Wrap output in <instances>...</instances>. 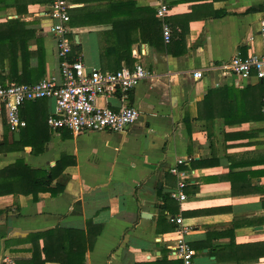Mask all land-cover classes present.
Here are the masks:
<instances>
[{
    "label": "crops",
    "instance_id": "crops-1",
    "mask_svg": "<svg viewBox=\"0 0 264 264\" xmlns=\"http://www.w3.org/2000/svg\"><path fill=\"white\" fill-rule=\"evenodd\" d=\"M168 3L170 42L162 34L153 46L142 31L153 17L148 10L157 19L158 0H71L70 38L87 68L114 71L115 57L103 50L128 31L136 39L135 63L151 74L129 99L140 119L124 133L54 130L48 119L55 101L44 99L21 107L27 126L17 140L1 109L0 171L22 161L57 178L37 200L25 194L29 185L0 187L11 190L0 195V264H31L34 255L33 264L47 257L45 264H60L54 245L48 255L44 238L26 239L60 227L93 240L89 224L102 231L85 264H175L171 251L183 241L194 251L193 264H264V81L226 68L236 54H263L264 0ZM48 5L0 0V85L12 83V69L41 80L59 75ZM100 103L120 106L117 99ZM180 160L187 172L182 202L170 197L178 188L170 171ZM176 217L185 233L171 222Z\"/></svg>",
    "mask_w": 264,
    "mask_h": 264
},
{
    "label": "built area",
    "instance_id": "built-area-1",
    "mask_svg": "<svg viewBox=\"0 0 264 264\" xmlns=\"http://www.w3.org/2000/svg\"><path fill=\"white\" fill-rule=\"evenodd\" d=\"M168 2L158 0L156 7V17L162 25L166 43L171 39L167 21L170 12ZM48 10L52 21L50 33L56 39L60 60L59 75L35 84L0 85V111L3 107L6 109L10 130L16 133L26 126L20 118V109L25 103L52 99L56 109L49 117L48 125L54 130L68 129L74 134L88 131L127 132L140 119L139 110L130 104L129 99L134 89L151 76L145 64L137 62L133 68L125 67L118 71L87 68L81 57L71 59L74 53V42L70 38L71 0H50ZM260 26L264 42V15ZM133 52V57L138 58V52ZM226 68L243 80L264 81V52L246 59L236 54ZM193 75L197 79L203 77L202 71H196ZM100 99H117L120 106L114 109L107 103L101 104ZM183 162L178 161L170 171L178 178V188L170 197L180 202L187 199L184 192L187 172L180 169ZM171 222L177 225V230L183 233L187 231L182 217L171 218ZM171 252L183 264H193L194 251L184 241L174 246Z\"/></svg>",
    "mask_w": 264,
    "mask_h": 264
},
{
    "label": "trees",
    "instance_id": "trees-1",
    "mask_svg": "<svg viewBox=\"0 0 264 264\" xmlns=\"http://www.w3.org/2000/svg\"><path fill=\"white\" fill-rule=\"evenodd\" d=\"M46 3L49 4L50 0H46ZM131 3V2H130ZM129 4H126L125 8H130ZM148 13L152 15V20L147 23V27L143 29V34H146L148 37H152L151 39H145V41H148L153 46H156L155 40H159L160 36H162V25L160 21H158L155 18V12L152 10H148ZM151 17V16H150ZM169 24V23H168ZM125 28L129 30L131 28L130 25H132V21L130 18H128L125 23ZM122 26V24H121ZM117 27V24H115V28ZM124 37H126V42H123ZM136 39L132 38V34H130V31L127 32V34L122 35L121 39L118 42H115L113 48L108 49L105 48L103 50L104 55L113 56L116 60L117 69L114 71H118L122 68L129 67L133 68L135 63V58L133 57V45L135 43ZM79 46H75V50L78 51ZM71 57V59L75 58V51ZM40 51H43V47L40 46ZM26 49L23 50V55L25 57ZM17 55V54H16ZM16 55H15V63H16ZM13 67V66H12ZM42 74L38 77H34L33 73H23L16 75L15 70L12 69L10 80L12 83L17 84H35L41 81ZM5 83L1 84L4 85ZM214 96L213 92H209L208 95L205 97L204 101L200 104L199 110H200V118L203 117V109H205V106L208 101L211 100V97ZM9 125V124H8ZM27 126V125H26ZM25 130H27L25 128ZM10 131V127H9ZM6 142L4 143V146H6ZM24 143H21V145ZM26 146V143L24 144ZM52 174L48 175L47 172L39 171V170H33L25 166V164L22 161L16 162L14 165H11L2 171H0V187L7 188L10 184L12 186H31V189L25 194L27 195H33L34 200L38 199V195L40 193L48 192L51 190V186L54 183V181L57 178V172L53 171ZM4 181V182H3ZM8 192H11V190H7L5 192L0 191L1 194H7ZM165 200H167L169 197H164ZM88 227L95 228L96 231L94 232V238L93 240L85 236V233L83 231H78L74 229H62L60 227H57L51 231L31 235L26 239L28 242L29 240L38 243L41 238L45 239V246L44 251L46 254L49 255V246L54 245L56 249L61 251V258L58 259V262L60 264H85L86 262V253L88 252V249L92 247V244L94 241H96V237L100 234L102 231L101 226H92L91 224L88 225ZM172 230V229H170ZM91 235V231L89 232V235ZM36 260L35 255L33 256V259L31 261V264ZM49 258L47 257L42 264H45ZM19 264V263H18ZM175 264H183V262L176 260Z\"/></svg>",
    "mask_w": 264,
    "mask_h": 264
},
{
    "label": "water",
    "instance_id": "water-1",
    "mask_svg": "<svg viewBox=\"0 0 264 264\" xmlns=\"http://www.w3.org/2000/svg\"><path fill=\"white\" fill-rule=\"evenodd\" d=\"M261 82H263V81H261ZM14 136H15V139H17V140H18L19 133H18V132H16V133L14 134Z\"/></svg>",
    "mask_w": 264,
    "mask_h": 264
}]
</instances>
